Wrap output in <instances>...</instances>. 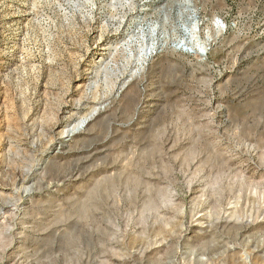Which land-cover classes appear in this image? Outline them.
<instances>
[{"label":"rangeland","instance_id":"obj_1","mask_svg":"<svg viewBox=\"0 0 264 264\" xmlns=\"http://www.w3.org/2000/svg\"><path fill=\"white\" fill-rule=\"evenodd\" d=\"M131 10L0 0V264H264V0Z\"/></svg>","mask_w":264,"mask_h":264},{"label":"bare ground","instance_id":"obj_2","mask_svg":"<svg viewBox=\"0 0 264 264\" xmlns=\"http://www.w3.org/2000/svg\"><path fill=\"white\" fill-rule=\"evenodd\" d=\"M133 6H134V0H109L110 9H113V11L119 10V12L120 11L122 12L121 19L118 22V24H116L115 28L112 30L113 32H111L107 29L109 23H111L110 20L105 21L103 23V25L101 24V25H99V27H98V24L100 22H98V20L94 17V15H92L88 20L89 25L90 24L92 25V29H90V30H91L92 34H94L93 35L94 37L92 39L93 44L96 45V47H106V49L109 50V55L112 56V59L114 58L115 54H117L120 50H123V51L126 50V49L118 48V44L112 42L111 40L116 38L117 36H119L122 30L127 29L126 26L128 25V22L133 20V14L131 12L132 11L131 9L133 8ZM194 25H195L194 26L195 29L198 28L197 23ZM111 46H113L112 49H111ZM146 48L147 47L143 48V53L142 54L140 53L141 56L139 55L138 61L142 62V61L147 60V58L150 57V54L148 53L149 49H146ZM151 49H154L153 45L151 46ZM100 59H103V58H100ZM135 65H136V63H135ZM77 113H79V112H77ZM64 133H65L64 130H61L59 132V134H64ZM244 251L246 252V250H244ZM250 256L251 255H249V252H247V259L248 260L251 259Z\"/></svg>","mask_w":264,"mask_h":264}]
</instances>
